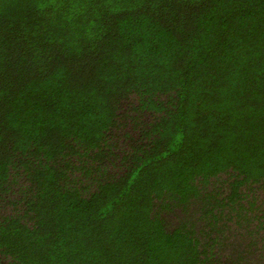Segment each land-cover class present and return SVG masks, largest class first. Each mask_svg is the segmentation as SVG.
<instances>
[{"label":"trees","instance_id":"1","mask_svg":"<svg viewBox=\"0 0 264 264\" xmlns=\"http://www.w3.org/2000/svg\"><path fill=\"white\" fill-rule=\"evenodd\" d=\"M0 264H264V0H0Z\"/></svg>","mask_w":264,"mask_h":264}]
</instances>
